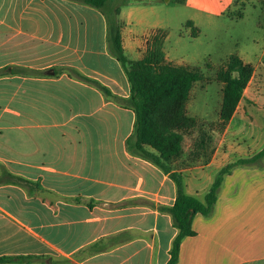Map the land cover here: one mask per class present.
I'll use <instances>...</instances> for the list:
<instances>
[{"label": "crops", "instance_id": "crops-1", "mask_svg": "<svg viewBox=\"0 0 264 264\" xmlns=\"http://www.w3.org/2000/svg\"><path fill=\"white\" fill-rule=\"evenodd\" d=\"M115 1L99 10L84 0H0V264L169 260L177 230L165 209L175 185L127 145L135 118L123 106L130 90L111 28L120 27L125 56L130 40L108 18L119 12ZM177 1L196 15L235 19L234 0ZM237 57L252 68L242 99L253 100L259 63ZM218 198L208 217H193L195 235L181 241L176 264H264V195L225 197L242 219L234 226L218 220Z\"/></svg>", "mask_w": 264, "mask_h": 264}, {"label": "rangeland", "instance_id": "rangeland-1", "mask_svg": "<svg viewBox=\"0 0 264 264\" xmlns=\"http://www.w3.org/2000/svg\"><path fill=\"white\" fill-rule=\"evenodd\" d=\"M111 5L119 12L111 10L108 18L118 21L130 40L125 51L129 60H139L143 41L152 42L157 35L165 63L195 69L203 77L193 85L185 104L189 120L175 129L181 137L180 150L171 162L188 183L187 192L201 200L219 176L218 167L250 158L264 147V0H245L242 19L219 20L196 15L177 0H116ZM239 9L237 5L235 10ZM190 20L193 24L188 25ZM242 52L248 53L253 65L259 63V77L251 84L253 100L241 98L230 119L223 121L219 115L223 84L217 74L230 55ZM223 178L218 220L229 216L224 225H239L242 219L223 207L228 204L225 197L232 192L264 195V158L256 166H236Z\"/></svg>", "mask_w": 264, "mask_h": 264}, {"label": "trees", "instance_id": "trees-1", "mask_svg": "<svg viewBox=\"0 0 264 264\" xmlns=\"http://www.w3.org/2000/svg\"><path fill=\"white\" fill-rule=\"evenodd\" d=\"M111 1L84 0L88 6L99 10ZM122 1L128 3L130 0ZM244 1L234 0L233 6L238 5L240 9L229 13L231 17H242ZM110 50L121 65L129 84L130 95L123 102V106L133 111L135 120L133 134L127 145L135 154L151 162L163 173L169 174L175 185V201L172 207L165 210L177 230L166 264H176L181 241L195 235L192 230L193 217L196 214L203 217L211 214L223 176L228 175L236 166L260 162L264 158V147L250 158L223 167L202 201L187 195L181 175L171 166L173 158L180 150L181 137L175 133V129L179 128L183 121L189 120L185 116V104L191 88L202 80V75L189 67L165 63L162 44L157 35L153 37L142 59L129 61L123 52L120 27L114 26L110 31ZM251 74L252 68L243 64L236 55H230L225 68L218 72L217 78L223 84L219 114L221 120L230 119Z\"/></svg>", "mask_w": 264, "mask_h": 264}]
</instances>
